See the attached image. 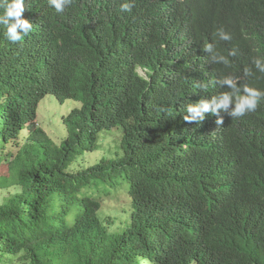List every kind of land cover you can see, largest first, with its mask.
<instances>
[{
	"label": "clouds",
	"instance_id": "1",
	"mask_svg": "<svg viewBox=\"0 0 264 264\" xmlns=\"http://www.w3.org/2000/svg\"><path fill=\"white\" fill-rule=\"evenodd\" d=\"M74 1L99 11L95 17L103 16L111 30L136 29L139 40L150 48L118 43L92 62H69L51 41L50 30L52 13L67 12ZM229 7L230 1L219 0H0V118L6 109L13 114L35 113L33 126L29 122L23 130L24 141L31 129L37 128L60 147L70 135L63 117L73 108L81 109V102L68 99L78 104L62 114L65 131L58 132L56 140L38 124L44 98L51 95L57 100L47 88L94 74L107 84L105 100L93 108L102 117V128L94 132L92 151L81 150L87 133L83 140L71 139L73 148L81 153L69 168L92 177L84 187L77 178L66 177L84 193L94 180L97 188H113V195L104 198L118 197V207L126 199L130 202L132 191L169 205L193 201L200 207L202 185L219 187L230 182L236 170L238 158L230 153L215 155L198 171L192 165L202 132L219 131L225 119L234 121L236 127L247 131L244 137L252 139L250 154H245L252 162L258 187L264 183V122L253 120L251 124L246 115L264 100V92L256 88L261 77L253 68L254 64L264 73V59H254L245 74L220 80L212 74L196 73L190 61L206 56L216 71L227 67L236 50L251 40L252 10L240 13L237 29ZM165 52L179 57L176 67L164 70ZM240 82L249 86H238ZM81 132L85 131L78 129L76 135ZM99 134L119 140L121 152L91 162L88 156L96 150ZM114 181L118 182L116 188ZM260 205H264V197Z\"/></svg>",
	"mask_w": 264,
	"mask_h": 264
},
{
	"label": "trees",
	"instance_id": "2",
	"mask_svg": "<svg viewBox=\"0 0 264 264\" xmlns=\"http://www.w3.org/2000/svg\"><path fill=\"white\" fill-rule=\"evenodd\" d=\"M219 1H230L237 29L240 13L250 8L247 3L255 22L251 40L236 50L227 67L215 71L206 56L190 59L196 73L220 80L245 74L254 59H264V0ZM98 12L74 1L67 12L52 13L50 39L69 62H92L118 43L150 48L131 26L109 29L103 16L95 17ZM164 54V70L176 67L179 57ZM253 68L261 77L256 88L264 92V73L254 64ZM244 85L248 84L238 86ZM106 88L94 74L48 86L58 101L72 99L82 107L62 115L70 135L60 147L37 128L24 141L23 130L29 122L33 126L35 113L13 114L6 109L2 114L0 264H264V234L260 233L264 232V205H260L264 183L256 186L252 162L245 154H250L252 139L245 138L247 131L232 120L225 119L219 131L202 132L197 142L192 160L196 171L208 166L217 154L238 158L230 182L219 187L202 185L200 207L193 201L169 205L132 191L129 211L115 209L106 215L104 197L112 196L113 188H97L92 180L84 193L81 186L92 175L69 169L72 159L81 153L73 148L71 139L83 140L87 133L81 150L94 149V132L102 128V117L93 108L105 100ZM221 89L227 90V86ZM246 116L251 124L253 120L264 122V100ZM78 129L85 132L76 135ZM66 177L77 178L81 186ZM112 185L116 188L118 182ZM132 188L138 190L135 185Z\"/></svg>",
	"mask_w": 264,
	"mask_h": 264
},
{
	"label": "rangeland",
	"instance_id": "3",
	"mask_svg": "<svg viewBox=\"0 0 264 264\" xmlns=\"http://www.w3.org/2000/svg\"><path fill=\"white\" fill-rule=\"evenodd\" d=\"M77 102L67 100L64 103H60L55 100L51 95L44 98L39 106L38 111V124L48 130L49 133L59 140L58 132L65 131V128L61 122L62 114L66 113L67 108L77 105ZM116 152H121V143L119 140H113L109 135L99 134L98 144L96 150L88 156L91 158V162L98 160L100 157H112ZM122 199V195L119 196ZM118 197L108 198L104 205V211L109 214L113 209L117 211H124L126 213L129 209L128 199L119 203ZM127 218L125 219V221Z\"/></svg>",
	"mask_w": 264,
	"mask_h": 264
}]
</instances>
